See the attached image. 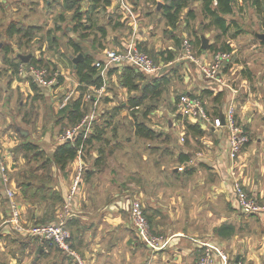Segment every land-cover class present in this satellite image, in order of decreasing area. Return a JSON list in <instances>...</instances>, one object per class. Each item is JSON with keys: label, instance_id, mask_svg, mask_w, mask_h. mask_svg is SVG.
Wrapping results in <instances>:
<instances>
[{"label": "crops", "instance_id": "1", "mask_svg": "<svg viewBox=\"0 0 264 264\" xmlns=\"http://www.w3.org/2000/svg\"><path fill=\"white\" fill-rule=\"evenodd\" d=\"M142 1L100 0L97 3L91 12L92 24L90 22V28L85 30L88 36L91 28H97L96 48L90 49L91 52L87 51V54L94 55L93 64L104 58L107 50L123 51L131 43L142 50L144 47H155L159 50L163 45L164 48H169L168 52L174 54L175 44L180 40L179 35L174 31L170 36L161 35L157 29L159 21L165 20L167 28L173 27L168 24L158 1L155 5L147 3L150 8L144 6ZM197 2L201 5L200 1ZM79 3L83 11L92 5L90 0H79ZM45 5L49 9L54 6L62 9L61 14L66 12L73 16L75 13V9L68 6L66 0H45ZM101 8L109 12L106 24L99 23L97 18ZM189 10H192L190 6L187 13ZM248 10L257 16L253 8L249 7L245 12ZM256 19L259 22L258 17ZM235 32L236 35H233ZM241 33L242 27L237 21V25H233L229 33L223 36V39L231 43L232 50L229 51L230 58L220 70V81L207 78L196 63L198 60H211L214 51L209 47L212 43L209 42V47L205 50H199V55L194 54L196 61L183 58L185 68L182 74L186 91L182 93L203 95L206 108L212 116L223 115L230 106L234 107L237 122L246 128L251 137L239 153L234 169L236 175L244 181L248 193L264 204V61L261 54L256 57L257 61L262 60L260 65L248 61V66H243L232 60L237 51L234 38ZM250 34L249 48H254L259 45L258 41H261ZM202 36L205 35L202 34L201 39ZM7 46L10 47V52L2 56L7 66L5 71L10 75L6 82V100L11 101L14 87L17 88L22 109L5 118L12 128L9 137L4 133L3 121L0 120V157L8 167L9 186L16 192V198L19 197L17 200L21 207V220L25 224H36L43 220L53 222L62 214H66L72 231V246L87 264H193L201 256L204 242L228 253L230 262L264 264V211L246 214L238 206L232 188L231 172L234 163L229 155V130L226 126L217 127L211 123H197L181 117L176 109L177 99H173L171 109L166 112L170 116L169 125L177 129L178 144L175 141L167 143L165 137V145L148 143L140 150H123L120 148L123 146L119 144L120 139L106 133L108 119V123L104 121L107 125L101 138H89L96 125L104 127L96 115V110L102 94L109 87L108 79L118 77L122 87L128 89L122 83L121 75L125 67L132 65L114 63L106 68L103 75L101 69H98L102 83L96 86L79 82L73 62L70 73L58 68L54 71L60 72L56 86H41L39 90H35L30 78L26 76V79L13 72L9 60L19 54L30 53L37 58H43L47 64L52 61L57 66V60L54 56H49L47 51L44 55L18 51L11 55L9 53L13 52L14 46L9 41ZM46 48L48 50L49 46ZM175 58L174 54V58L167 59V63L171 64ZM134 68L136 73L143 72L161 80L165 76L168 79L164 72L158 75L159 70L147 73ZM194 70L204 77V83L191 81ZM68 80H72V83H67ZM237 80L240 81L239 85ZM80 86L86 88L81 90ZM72 89L76 92L71 100L84 93L83 100L90 108L81 119L85 121L84 124L78 128L68 124L63 115L54 116L55 112L60 110L59 104L64 95ZM206 92L209 98L205 96ZM220 92L219 99L215 100V96ZM87 94H91L90 100L85 98ZM44 95L50 109L46 114H43V103L40 101ZM57 95L60 99L52 106V96ZM4 105L5 103L0 102L1 115H4ZM214 109H219L220 113L213 115ZM89 115L93 116L91 123H88ZM63 123L69 126L61 127L62 129L57 131L56 126ZM187 123L196 124L202 133L188 132ZM19 127L25 129V136L20 133ZM38 128H42V131H37ZM71 129H74L75 136L71 140H64L63 135ZM153 129L156 131V128ZM78 135H81L82 142L88 138L91 140L79 146L77 157L71 160L65 169L62 170L55 162H50L45 170L48 175L44 176L41 161L46 158L51 161L59 144L64 141L76 143ZM159 135L160 132L156 131L155 138ZM49 140L55 141L54 147L49 148L43 143ZM25 141L39 146L37 151L41 153L36 159L39 161L34 159L35 150L27 152L22 149V143ZM25 156H29L30 165ZM34 161L36 163L32 165ZM23 164L25 165L22 166ZM80 165L83 170L78 185L72 192ZM31 173L41 177L36 180L33 178L31 187L25 188L24 191L18 183L24 179L25 174L29 177ZM41 181L42 184H39ZM136 198L144 206L151 229L164 237L165 243L158 250L149 248L135 231L129 206L132 199ZM10 215L9 197L0 174V240L5 239L16 244V247L10 248L16 262L20 260L18 251H25L35 254L32 264H68L65 259L69 258L76 264L74 259L62 250L50 248L36 237L16 232L9 223H5ZM223 225H232L234 231L227 236L218 234L216 229ZM213 264H222V261L217 258Z\"/></svg>", "mask_w": 264, "mask_h": 264}, {"label": "rangeland", "instance_id": "2", "mask_svg": "<svg viewBox=\"0 0 264 264\" xmlns=\"http://www.w3.org/2000/svg\"><path fill=\"white\" fill-rule=\"evenodd\" d=\"M0 1V102L3 104L5 103L4 115L0 114V120L3 121L2 129H5L4 133H6V135L9 137L12 128L9 126L8 121H6L5 118L7 116L10 117V115L14 114L15 112L18 113L22 108L19 104V102L21 101V96H19V90H17V88L14 87L11 101L6 100L8 92H6V82L9 79L10 75L8 76L5 71L7 66L2 59V56L6 53V46L8 45V41L14 46L13 52L11 51V53H9L11 55H15L17 51L18 53L32 52L44 55L45 51H47L49 56H54V58L57 60L56 68L54 69V65L45 66L49 69L50 75H53L54 71L57 68L59 70L64 69L66 73H70L73 65V57L79 54L78 52H75L74 49L69 45L72 39L81 41V44L84 47V52L87 53V51L91 52L90 49L96 48L98 34L97 30L95 32V29L97 28L93 27L90 29L89 35L87 37H81L80 31L73 30V25L75 23L74 17L66 12L65 14H61L60 11L62 9L60 10L56 6L52 8L50 7L51 9H49L45 5V0ZM33 1L37 2L34 3ZM156 1L162 4L167 2L168 0H143L142 3L144 4V6H146L147 3H152L153 5H155ZM147 7L150 8V5H147ZM190 7L192 8L194 16H190L187 13V8H184L181 12L180 21L175 28H167L165 20L159 21V24L157 26V29L161 35L169 34L170 36L173 35V31L174 33H177V35H179V43L175 44V48L173 50L176 58L171 64L167 63L168 60L165 59L168 54L169 48H164L165 46L163 45L160 46L161 48L159 50H157L155 47L143 48V50L150 55L154 62L160 66L158 75H161V73L164 72L165 75L168 76V79H158L162 81L160 87L157 88L161 91L159 96H152L151 93H148L147 96L143 98L142 104L139 106V108L132 107L130 106V97L136 94L144 96L145 92L142 89L129 91L128 89L123 88L118 77L111 80L108 79L109 87L107 91L102 94V97L98 103L96 115L99 116L101 121L100 123H102L103 125H105L104 121L106 119L109 120L106 133L114 135V137H118L120 139L119 144L123 145L120 148H122L123 150L125 148H128L130 150H140L144 145L147 146L148 143L163 145L166 142L172 143L175 141L178 144V141L176 140L177 129L175 130L174 127L169 125L170 116L169 114H167L166 110L169 111V108L171 109L173 99L174 101H176L178 95L186 91V89H184L186 88V85L184 84V76L182 74L185 68L184 62H182L184 61L182 57L183 40L187 38L191 42L193 46V53L195 55L200 54L199 46L202 47V39L201 43H199L198 36L201 37L202 34H204L205 37H208V41L210 43H220V41L217 42L215 37L217 33L216 30L208 31L206 28H203V24L206 25L207 20L203 15L202 6L199 4V2H191ZM234 17L240 23V26L242 27V33L234 38L235 49L237 51L235 50L236 52L232 56V60L235 61V63L237 62L238 65L242 64L243 66H248V61H254L258 65H260L262 60L257 61L256 57L261 54V57L264 61V44L258 41V46L249 48V46H251L249 38L251 37L250 33L255 30L264 31V26H262L261 23L258 22V20L256 19V17L258 16H255L254 12H252L251 10H248L247 12H245V14L235 13ZM97 18L99 23L106 24L109 19V12H107V9L101 8V10L97 13ZM28 24L40 25V28L35 30L30 39L26 37L20 38L21 34L19 33L10 35L9 28L12 25H15L17 27H26ZM233 31L234 29L231 30V32ZM50 35H55L57 37V50L54 48L51 49L50 47L48 49L49 51L46 50V47L50 44ZM244 36H246V38H244ZM16 42L18 43V45ZM43 47L44 51H42ZM175 68L178 69L176 70ZM153 78L154 76L152 75H146L145 78L140 77L136 81L138 85L141 86L145 85L148 82H151ZM192 80L194 82H205L204 77L197 73L196 70H194V77H191V81ZM238 81L239 80H237L236 83H238L239 85L240 81ZM67 83H72V80H68ZM35 95L40 96V94ZM205 96H207V92L205 93ZM24 97L25 96H23V98ZM52 97V106H54L56 105L60 97L58 95L56 97ZM40 101L43 103V114H46L50 111V109L48 108V101L46 96L44 95V97H41ZM124 102L126 103L124 104ZM88 110H90L89 106L86 107L85 112H87ZM145 112L146 115L144 114ZM60 115H62V112L60 110L55 112L54 114L55 117H59ZM135 120H145L150 126L156 128V131L160 132V135L157 138L153 139H147L143 137L141 138L136 136V134L133 132ZM40 126H42V123H40ZM64 126L68 127L69 125H65L63 123V125L61 126H56V130L58 131ZM37 131H42V128L41 130L38 128ZM165 137L166 142L164 140ZM43 143L46 144L49 148L55 146V141L52 142L49 140L46 141V143ZM166 158L168 159V156ZM25 159L26 161L28 160V164L31 163V161H29V156H25ZM131 159L132 161H134L132 157ZM36 162L34 161L32 165H34ZM24 165L25 164H23L22 166ZM17 199L19 200V197ZM11 247H16V244L10 243V241H7L5 239L0 240V264H32L35 254L32 255L28 254L25 251H18V257L20 258V260L18 259V261L16 262V259L13 257L12 250H10ZM69 259H65L68 261V264H74L73 261L70 259V262Z\"/></svg>", "mask_w": 264, "mask_h": 264}, {"label": "built area", "instance_id": "3", "mask_svg": "<svg viewBox=\"0 0 264 264\" xmlns=\"http://www.w3.org/2000/svg\"><path fill=\"white\" fill-rule=\"evenodd\" d=\"M183 50V58L196 61L193 53V46L187 38L183 40ZM229 58V51L218 50L213 52L212 58L209 62L198 60L196 63L207 78L220 81V70ZM114 63H127L147 73H154L160 70V66L154 62L150 55L134 43L129 44V46L123 51L107 50L104 58L97 60L94 65L98 69H101V74L103 75L106 68ZM17 74L21 77H30L42 87L53 88L59 83L58 78L60 72H54L53 75H50V71L47 67L36 66L35 64L22 61L18 65ZM75 92L74 89L68 91L64 95L59 107L62 108L67 105V103L74 97ZM85 98L90 100L92 96L91 94H87ZM176 106L178 115L187 118L189 121L197 123L206 122L217 127L226 126L228 128L230 141L229 155L234 163L231 172L232 188L238 206L241 211L246 214L264 211V204H262L257 197L248 193L244 181L236 175L234 169L237 166L239 153L251 138L246 128L241 123L237 122L234 107L230 106L223 115L212 116L208 112L205 102L200 96L187 92L178 96ZM88 118H90L88 123H91L93 116L89 115ZM84 122L85 121L82 120L76 125V127H81ZM74 136V129H71L63 135V139L71 140ZM82 170L83 167L80 165L77 176L74 180L72 192L75 191L78 185ZM0 174L2 181L5 184V190L9 197L11 208V215L5 223H9V226H12V228L18 232L36 237L43 241L54 243L56 247L72 257L76 264H87L86 260L72 246V232L67 225V215L62 214L57 221L53 222L25 224L21 220V207L16 198V192L9 186L10 176L8 173V167L1 157ZM65 210H67V208ZM129 211L135 231L140 240L152 250H158L163 247L165 243L164 237L156 234L151 229V225L144 211V206L139 199H132ZM202 248L201 256L193 264H213L217 258L222 261V264H242L239 261L230 262V256L228 253L215 248L211 243L204 242Z\"/></svg>", "mask_w": 264, "mask_h": 264}, {"label": "trees", "instance_id": "4", "mask_svg": "<svg viewBox=\"0 0 264 264\" xmlns=\"http://www.w3.org/2000/svg\"><path fill=\"white\" fill-rule=\"evenodd\" d=\"M66 1L68 6L73 7L75 9V13L73 15L75 19L73 30L80 31L81 37L87 36L85 30L90 28V22L92 24L91 12L96 8L97 3L100 0H90L92 1V5L85 11L81 9L79 0H66ZM192 1L201 2L203 15L206 18V20H208L206 22V25H204V28H206L207 30L217 31L215 37L217 42L220 41V43H212L209 47L214 52L218 50H223V51L232 50L231 43L227 42L225 39H222L224 35H227L229 33L230 28L233 25H237L236 18H234V16L230 17V15H233L236 12L238 14H242L245 12L246 9L250 7L255 10L259 22L261 23L262 26H264V0H242L241 2L240 0H168L165 3L162 4L160 3V8H162L163 13L167 18V22L171 27L175 28L177 26L181 18V12L183 11L184 8H188ZM188 14L192 17L194 16L192 10H189ZM38 28H40V26L38 25H28L26 27H17L15 25H12L9 28V33L10 34L19 33L21 34L20 38L26 37L30 39L31 36L34 34L35 30ZM103 32H105V30H103ZM233 35H236V32ZM198 40L199 43H201V37L198 36ZM49 41H50L49 47L51 49L54 48L57 50L58 48L57 37L55 35H50ZM261 42L264 43V41ZM69 45L74 49L75 52L78 53L81 52L84 54V59L78 62L77 67L75 69L79 82L85 85L95 84L96 86H100L102 83V76L100 75L98 68L93 64L94 55L91 53L85 54L84 47L81 44V41L79 40L72 39ZM9 50L10 47L6 46V53L10 52ZM199 50H205V48L199 46ZM173 58H174V54L172 52H168L167 56L165 57V59L168 60H172ZM9 62H10V66L14 69L13 72L15 73L17 72L18 65L20 62H22V60L20 59L19 56H16L14 59L9 60ZM29 63L35 64L36 66L54 65V69L56 68L55 64L52 61L48 62L47 64L43 61V58L42 59L37 58L34 55L29 60ZM146 75L148 74L143 72L136 73L135 68L132 66L125 67V70L121 75L122 83L129 90L133 91V90L142 89L145 92L144 96L136 94L130 98V106L132 107L139 108V106L142 104L143 98H145L148 93H151L152 96H159L161 93L160 89L157 88L160 87L162 81L158 80L157 77L153 78V80L155 81L152 80L151 82H148L145 85H141V86L138 85L136 80L140 77L145 78ZM163 79H166V77L163 76ZM31 85L35 90H39V87H41L38 83H36L32 79H31ZM85 88L86 86H80V89L82 90ZM83 94L84 93H81L79 98L75 100H70L67 103V105L60 108L63 117L67 118V122L70 125H77L78 122L81 121V119L84 117L86 113L85 111L87 106L85 101L83 100ZM220 95L221 92L215 96V100H218ZM200 97L202 98L203 101L205 100L203 95H200ZM209 113L211 114V112ZM219 113H220L219 109H214L212 114L216 115ZM144 114L146 115V112ZM105 122L108 123V120H106ZM186 126L188 132L192 131L193 133L196 134L202 133V130L196 124L187 123ZM19 128H20L19 130L20 133L25 136L26 135L25 129L22 127ZM104 129H105V125L104 127L103 126L100 127L99 124L96 125L93 133L89 138H94V137L101 138V134L103 133ZM133 129L136 135L143 138L153 139L156 136V131L145 120H135ZM76 138H77L76 143H72L71 141H64L63 143L59 144L55 149L51 161L49 158H46L45 161L44 160L41 161L42 162L41 167L44 168L43 171V173L45 174L44 176L48 175V171L45 173V170L47 168L46 166H48L50 162H55L62 170L65 169L67 164L71 160H74L77 157L79 146L83 142L86 143L87 141L91 140L88 138L82 142L81 135H78ZM21 147L27 152H32L33 150H35L34 159L36 160L39 158V154L41 152L37 151L39 150V146L37 144L31 141H25L24 143H22ZM23 177L24 179H21L18 185L22 186L24 188V191H26L25 188L31 187L32 182L34 181L33 178L36 180L41 176L33 175V173H31L29 177L26 174ZM39 184H42V181L39 182ZM45 221L46 220H43L40 223H45ZM68 227L70 228L69 225ZM216 231L218 232V234L222 236H227L234 231V227L232 225H225V226L223 225V226H219L216 229ZM43 242L50 248L61 250L58 247H56L52 242H48V241H43Z\"/></svg>", "mask_w": 264, "mask_h": 264}, {"label": "water", "instance_id": "5", "mask_svg": "<svg viewBox=\"0 0 264 264\" xmlns=\"http://www.w3.org/2000/svg\"><path fill=\"white\" fill-rule=\"evenodd\" d=\"M159 7H160V3H159ZM252 33L254 37H256L257 39L261 41H264V31L255 30ZM202 47L205 49L209 47L208 38H206L205 36H202ZM31 56H32L31 53L30 54H19V57L23 62H29ZM83 59H84V55L82 53H79L77 56L73 57L74 67L76 68L78 62L82 61Z\"/></svg>", "mask_w": 264, "mask_h": 264}]
</instances>
